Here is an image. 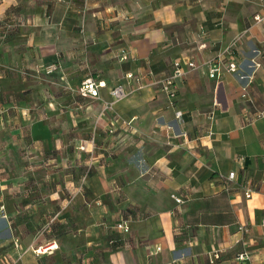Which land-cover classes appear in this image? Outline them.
<instances>
[{
	"label": "crops",
	"instance_id": "obj_1",
	"mask_svg": "<svg viewBox=\"0 0 264 264\" xmlns=\"http://www.w3.org/2000/svg\"><path fill=\"white\" fill-rule=\"evenodd\" d=\"M256 13L264 0H0V264H264ZM187 60L169 100L159 82ZM90 77L99 97L78 93ZM120 84L135 91L105 110Z\"/></svg>",
	"mask_w": 264,
	"mask_h": 264
},
{
	"label": "built area",
	"instance_id": "obj_2",
	"mask_svg": "<svg viewBox=\"0 0 264 264\" xmlns=\"http://www.w3.org/2000/svg\"><path fill=\"white\" fill-rule=\"evenodd\" d=\"M253 21L254 23H263L264 24V14L262 13H256L255 16L253 17ZM243 36V33H241L240 36L237 37L236 41L240 40L241 37ZM128 58L127 56V52L124 50L123 52H121L120 54V59L121 61H124ZM199 65L196 64L195 61L193 60H187L186 62H181V61H176L172 64V74L167 78V79H162L160 80V84L161 87L163 89V91L167 94L169 100L171 99L172 101L175 100V98L177 97V91H176V87H175V82L177 80H183L185 75L188 73V71L190 70H195L198 68ZM56 65L52 64L50 65L47 70L49 72H51V70L55 69ZM227 72H237V65L233 62L230 63L228 68L225 69ZM207 71H208V75L211 79H216L219 80L220 76L223 75L224 71V66L222 64V62L219 60H215L213 61V63L207 64ZM126 77L129 78L130 80H136L137 82L143 83L144 80L143 78L139 77H135L134 74L132 73H127ZM105 83L102 81H97L94 80L93 78H87L85 79L81 86L77 89L78 93L80 96H84V97H92V98H96L100 96V88L104 87ZM142 87V84L140 85L139 88ZM135 91V89H126L124 88L123 85H117L113 88H111V95H112V100L111 102H105V110H111L114 103L122 101L125 99V97H127L129 94L133 93ZM259 116L264 117V111L259 112ZM180 114H177V118L180 119ZM80 149H85V146H81ZM230 175L228 176L227 180L228 182H233L236 178L237 173H235L234 171H231V173H229ZM246 197H250L252 195V193L254 192L255 188L252 187L251 185L246 186ZM173 197L175 198V200L178 203L182 202V199L177 197L175 194H173ZM117 228L119 230H122L125 233H129L130 232V227L127 224L126 221H120L117 224ZM248 228L240 225L239 226V231L243 232L244 234L248 233ZM48 248L42 249L44 251H47ZM41 248L37 250V253H42ZM220 258V252H214L210 255V263L215 264V262L217 260H219ZM237 259L241 262H248L250 260V252L248 251H243L241 253L238 254Z\"/></svg>",
	"mask_w": 264,
	"mask_h": 264
}]
</instances>
